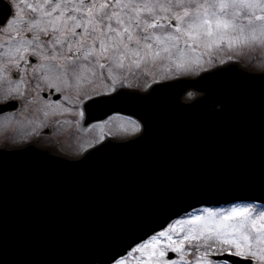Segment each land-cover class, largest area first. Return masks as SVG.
I'll return each mask as SVG.
<instances>
[{
    "label": "snow or ice",
    "instance_id": "obj_1",
    "mask_svg": "<svg viewBox=\"0 0 264 264\" xmlns=\"http://www.w3.org/2000/svg\"><path fill=\"white\" fill-rule=\"evenodd\" d=\"M246 54H264V0H0V117L19 115L37 135L61 123L99 127L82 152L100 151L111 146L103 128L113 115L93 111L149 99L167 81ZM126 123L144 137L146 121ZM212 196L175 200L118 250H105L103 264H264V204L219 205Z\"/></svg>",
    "mask_w": 264,
    "mask_h": 264
},
{
    "label": "water",
    "instance_id": "obj_2",
    "mask_svg": "<svg viewBox=\"0 0 264 264\" xmlns=\"http://www.w3.org/2000/svg\"><path fill=\"white\" fill-rule=\"evenodd\" d=\"M187 91L201 95L183 102ZM126 111L146 121L144 137L110 141L86 158L0 150V264H103L105 250L177 199L264 202V74L222 67L165 84Z\"/></svg>",
    "mask_w": 264,
    "mask_h": 264
},
{
    "label": "rangeland",
    "instance_id": "obj_3",
    "mask_svg": "<svg viewBox=\"0 0 264 264\" xmlns=\"http://www.w3.org/2000/svg\"><path fill=\"white\" fill-rule=\"evenodd\" d=\"M238 60H243L246 61V63L256 69H263L264 68V54H256V55H251V54H246L243 55L241 57L237 58ZM218 63V61L216 62ZM127 118L124 117H117V119L115 121L111 122V127H122L125 128V130L127 131H131L130 128H128L127 126ZM2 121V122H1ZM0 121V145L1 146H6L8 144H13L19 141H22V138H16L15 135L11 132L13 130H11L10 132L8 131V127L5 126V119L2 117ZM4 128H6L7 130H5ZM71 130H74V128L71 127ZM104 130V128H103ZM102 130L99 131V133H97V130L92 131L91 134L90 132H85L83 134L84 139L82 140L81 143H79L76 146H68L65 147L64 149L72 154H78L82 151V148H86L87 147V142L93 140L95 137L101 135ZM21 133H24V131H21ZM62 136H65V134L63 133ZM60 146H62L61 141H59Z\"/></svg>",
    "mask_w": 264,
    "mask_h": 264
}]
</instances>
